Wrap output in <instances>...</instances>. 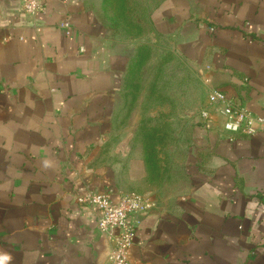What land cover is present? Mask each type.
<instances>
[{"label": "crops", "instance_id": "crops-1", "mask_svg": "<svg viewBox=\"0 0 264 264\" xmlns=\"http://www.w3.org/2000/svg\"><path fill=\"white\" fill-rule=\"evenodd\" d=\"M44 2L30 21L21 0H0L5 264H106L112 241L75 201L87 191L149 201L131 264H264V133L226 131L209 102L221 90L264 117V0H159L150 13L154 41L189 64L205 95L174 189L153 180L125 114L130 49L82 0Z\"/></svg>", "mask_w": 264, "mask_h": 264}, {"label": "rangeland", "instance_id": "rangeland-1", "mask_svg": "<svg viewBox=\"0 0 264 264\" xmlns=\"http://www.w3.org/2000/svg\"><path fill=\"white\" fill-rule=\"evenodd\" d=\"M82 1L112 40L131 51L125 114L136 122L135 144L142 148L153 180L162 186L172 183L174 189L183 180L191 121L205 97L201 81L169 46L154 41L150 13L159 0Z\"/></svg>", "mask_w": 264, "mask_h": 264}, {"label": "built area", "instance_id": "built-area-1", "mask_svg": "<svg viewBox=\"0 0 264 264\" xmlns=\"http://www.w3.org/2000/svg\"><path fill=\"white\" fill-rule=\"evenodd\" d=\"M21 9L24 15L34 21L39 14L46 12L44 0H21ZM67 35L73 33V28L68 21L60 24ZM210 105L216 106L224 119L223 128L232 133H244L252 136L264 133V117H257L247 109L238 106L226 93L213 90L209 95ZM204 119L209 118V112H201ZM76 203L90 207L97 216L98 228L109 240L112 248L106 264H131L129 251L134 244L139 220L136 215L145 214L149 209L146 197L130 193L120 197L118 202L111 198L110 192L97 193L87 191L75 199Z\"/></svg>", "mask_w": 264, "mask_h": 264}, {"label": "clouds", "instance_id": "clouds-1", "mask_svg": "<svg viewBox=\"0 0 264 264\" xmlns=\"http://www.w3.org/2000/svg\"><path fill=\"white\" fill-rule=\"evenodd\" d=\"M9 259H10V257L7 255L0 257V264H5V261H7Z\"/></svg>", "mask_w": 264, "mask_h": 264}, {"label": "water", "instance_id": "water-1", "mask_svg": "<svg viewBox=\"0 0 264 264\" xmlns=\"http://www.w3.org/2000/svg\"><path fill=\"white\" fill-rule=\"evenodd\" d=\"M96 219H97V217H96ZM97 225H98V220H97ZM101 235H102L103 237H106L103 233H101Z\"/></svg>", "mask_w": 264, "mask_h": 264}]
</instances>
